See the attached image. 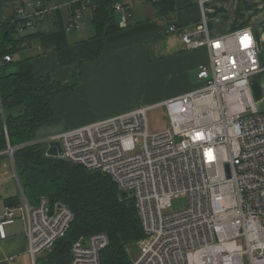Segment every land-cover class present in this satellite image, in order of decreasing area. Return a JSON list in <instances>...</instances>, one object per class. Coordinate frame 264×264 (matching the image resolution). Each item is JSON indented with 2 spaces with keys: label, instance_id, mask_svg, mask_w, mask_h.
Returning <instances> with one entry per match:
<instances>
[{
  "label": "built area",
  "instance_id": "obj_1",
  "mask_svg": "<svg viewBox=\"0 0 264 264\" xmlns=\"http://www.w3.org/2000/svg\"><path fill=\"white\" fill-rule=\"evenodd\" d=\"M194 1L202 11L195 27L168 29L189 48L207 46L210 59L200 67L199 89L154 105L166 109L165 131L150 134L152 106H139L36 142L49 148L59 141L60 157L100 171L121 192L132 193L145 237L130 264H264V113L252 89L254 77L264 71L260 50L251 28L212 36L205 13L212 0ZM40 5L31 3L32 14L19 9L21 17L46 18L58 8ZM116 8L125 10L120 24L127 26L131 14L121 2ZM82 11L74 10L70 30L79 29ZM24 25L33 27L32 21ZM183 195L188 205L167 212ZM15 219L24 222L32 264H46L45 254L66 235L74 213L62 203L51 207L46 198L33 205L22 189L21 201L6 205L0 215V232ZM108 244L103 231L79 237L69 264H102Z\"/></svg>",
  "mask_w": 264,
  "mask_h": 264
},
{
  "label": "crops",
  "instance_id": "obj_2",
  "mask_svg": "<svg viewBox=\"0 0 264 264\" xmlns=\"http://www.w3.org/2000/svg\"><path fill=\"white\" fill-rule=\"evenodd\" d=\"M76 1L52 0L51 5H58L54 15L34 22L31 33L36 36L29 44L23 42L24 48L14 55L15 59L30 56L37 75H50L61 82L80 81L74 89L51 97L53 117L35 126L34 141L139 106H154L203 85L198 73L210 59L209 48H189L180 34L168 29L172 24L195 27L202 11L194 0H175V11L168 16L161 15L148 0L133 5L130 0L120 1L133 15L127 26L105 39L95 37L89 6L83 8L79 29L68 28L71 5ZM29 6L31 9V3ZM117 11L122 17L125 10ZM11 12L8 0H0V24ZM205 13L214 37L251 28L259 31L264 42V0H212ZM2 162L14 172L9 153L0 156ZM18 184L22 190L20 181ZM14 196L18 195L4 198L5 206L6 199ZM0 264H32L22 219L5 223L4 234L0 232Z\"/></svg>",
  "mask_w": 264,
  "mask_h": 264
},
{
  "label": "trees",
  "instance_id": "obj_3",
  "mask_svg": "<svg viewBox=\"0 0 264 264\" xmlns=\"http://www.w3.org/2000/svg\"><path fill=\"white\" fill-rule=\"evenodd\" d=\"M120 1L123 0H79L71 5L72 14L77 8L91 7L95 37L105 39L122 28L116 8ZM148 1L164 16L176 8L175 0ZM27 2H40L39 8H48L52 0H8L12 12L0 24V156H8V150L14 148L16 171L29 203L38 205L46 198L51 207L62 203L74 213L66 235L45 254L46 264H69L73 242L99 231L109 236V244L101 252V263L130 264L133 260L128 246L145 237L135 199H123L110 176L47 154V142L30 143L34 141L35 126L53 117L51 97L74 89L80 81L75 78L61 82L50 75H37L30 56L14 58L24 48L23 42L29 44L37 34L26 32L28 26L24 24L45 19L31 15L32 8L31 14L21 17L19 9L27 10ZM126 10L133 15L132 9ZM53 15L50 12L47 17ZM7 54L12 56L11 61H3ZM260 59L264 66V42ZM20 201V196L9 197L6 205Z\"/></svg>",
  "mask_w": 264,
  "mask_h": 264
},
{
  "label": "rangeland",
  "instance_id": "obj_4",
  "mask_svg": "<svg viewBox=\"0 0 264 264\" xmlns=\"http://www.w3.org/2000/svg\"><path fill=\"white\" fill-rule=\"evenodd\" d=\"M131 5L139 3V0H130ZM53 6V5H51ZM30 6L27 2V12H29ZM118 15L121 17V11H117ZM120 19V18H119ZM82 22V21H81ZM32 27L26 28V32H31ZM255 79H259V82L262 85V95L261 98L256 99V104L258 105L260 111L264 113V71L257 74ZM148 119V132L150 134H156L165 131L169 127V118L166 112V109L163 106H152L148 109L147 112ZM33 142V141H32ZM24 145V144H23ZM0 215L4 213L5 210V201L4 198L10 195H21L22 190L19 187L15 175L11 167L8 165L4 167V162L0 163ZM33 204V203H32ZM188 205V196L176 197L172 201V206L167 210V212H172L174 210H179ZM142 250L141 242L132 243L128 246V251L132 260H135L139 257Z\"/></svg>",
  "mask_w": 264,
  "mask_h": 264
},
{
  "label": "water",
  "instance_id": "obj_5",
  "mask_svg": "<svg viewBox=\"0 0 264 264\" xmlns=\"http://www.w3.org/2000/svg\"><path fill=\"white\" fill-rule=\"evenodd\" d=\"M254 34H255V37L257 40L258 49L261 51L262 50V39H261L260 33H259V31H255ZM252 89H253V93H254L255 98L256 99L261 98L263 90H262V85L259 81H256V80L253 81ZM34 142H36V141L30 142V143H34ZM30 143H26V145L30 144ZM10 150L13 151L14 149L10 148ZM62 153H63V149H62V145L59 141H51L49 143V148H48V154L49 155L57 157V156L61 155ZM11 158H12V163H13V167H14V172L17 175L13 153H11ZM131 196H132L131 192H121V197L123 199H126V198L131 197ZM245 260L247 261V258Z\"/></svg>",
  "mask_w": 264,
  "mask_h": 264
},
{
  "label": "bare ground",
  "instance_id": "obj_6",
  "mask_svg": "<svg viewBox=\"0 0 264 264\" xmlns=\"http://www.w3.org/2000/svg\"><path fill=\"white\" fill-rule=\"evenodd\" d=\"M14 149V148H13ZM10 151V149L8 150V152ZM14 151V150H13Z\"/></svg>",
  "mask_w": 264,
  "mask_h": 264
},
{
  "label": "snow or ice",
  "instance_id": "obj_7",
  "mask_svg": "<svg viewBox=\"0 0 264 264\" xmlns=\"http://www.w3.org/2000/svg\"><path fill=\"white\" fill-rule=\"evenodd\" d=\"M245 39H247V38H245Z\"/></svg>",
  "mask_w": 264,
  "mask_h": 264
}]
</instances>
